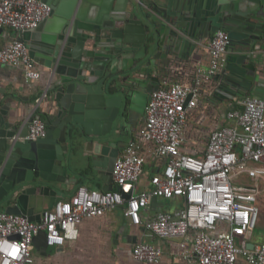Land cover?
<instances>
[{"label":"water","instance_id":"water-1","mask_svg":"<svg viewBox=\"0 0 264 264\" xmlns=\"http://www.w3.org/2000/svg\"><path fill=\"white\" fill-rule=\"evenodd\" d=\"M43 1L50 14L33 29L50 25L56 34L51 41L55 49L47 59L30 56L48 73L47 85L36 93L26 120L0 112V210L36 222L63 198L57 197L35 217L27 206L29 197L57 194L56 183L67 189L76 182L68 154L75 152L71 156L75 165L88 174L96 172L107 183L102 190L113 188L111 170L127 144L120 137L132 135L151 93L161 85L159 69L174 60L178 46L187 44L171 24L192 36L189 21L176 8L177 0ZM188 16H193L191 11ZM199 18L197 39L210 41L218 29L228 35L226 64L213 75L220 80L218 93L233 98L249 92L262 98L255 65L246 61L254 38L264 30V0H205ZM164 34L175 37L167 42V49ZM136 67L152 69L154 74L143 80L125 78L126 71ZM33 118L46 126L45 135L36 139L26 137ZM79 144L88 154L76 155ZM157 199L152 197L150 203ZM32 245L34 253H48L44 230L33 237Z\"/></svg>","mask_w":264,"mask_h":264},{"label":"built area","instance_id":"built-area-1","mask_svg":"<svg viewBox=\"0 0 264 264\" xmlns=\"http://www.w3.org/2000/svg\"><path fill=\"white\" fill-rule=\"evenodd\" d=\"M50 11L43 0H0V39L7 28L14 33L35 28ZM228 45L227 32L214 31L208 68L202 72L205 80L224 68ZM1 64L22 66L27 81L41 76L28 46L15 35L0 45ZM203 78L191 86L179 82L160 85L151 93L138 134L153 144L154 153L164 162L160 172L150 177L147 189L136 190L145 158L131 140L114 161L112 189L80 185L69 198L45 211L40 222L0 210V264H33L32 241L40 230L46 232L48 246H62L78 238L83 219L118 206H123L132 224H142L141 212L152 197L183 200L173 211H159L147 218L144 227L159 239H180L177 254L184 264H264V238L248 248L245 237L259 222L258 184L235 181L240 173L253 180L264 178V98L238 100L241 108L226 112L229 124L212 130L203 156H193L182 150L183 132L188 111L197 105ZM45 133L43 120L33 118L26 137L36 139ZM5 243L15 245V256L5 251ZM131 255L139 263L159 264L163 250L157 244L138 241Z\"/></svg>","mask_w":264,"mask_h":264},{"label":"crops","instance_id":"crops-1","mask_svg":"<svg viewBox=\"0 0 264 264\" xmlns=\"http://www.w3.org/2000/svg\"><path fill=\"white\" fill-rule=\"evenodd\" d=\"M177 2L179 4L176 5V8L189 21V31L192 36L186 35L171 24L174 32L182 36L187 44L182 43L178 46V51L173 55L174 60L169 65L159 69L158 77L161 86L172 82L191 86L194 80L203 78L202 72L208 68L209 63V40L195 37L196 31L200 30L199 20L201 18H199V14L201 5L205 0H190L189 4H186L185 0L180 2L177 0ZM190 11L193 16H188ZM13 35L22 39L28 46L29 53L38 56L40 59H47L53 53L52 48L55 49V46L51 45V41L55 42L56 34L50 25L43 23L36 30L29 29L15 34L7 28L0 39V45L12 39ZM172 39H175V37L170 38L167 34L163 35V47L165 49H167V42ZM250 48V58L246 62L251 61L254 63L256 68L255 83L260 82L263 90L262 98H264V30L262 34H258V38H254ZM140 65L144 68L149 67L146 62H141ZM136 68L127 70L125 78L143 80L154 74L152 69L141 70L139 67ZM40 70L41 76L38 80L27 81L22 66L0 65V112H6L20 120L28 118L32 113L36 93L43 90L48 82V73L44 69L40 68ZM154 76L152 78L156 80ZM203 79L197 105L189 110L187 114L182 143L184 152L198 157L203 156L211 131L229 124L226 112L233 108H241L238 100H242L246 96H252L249 92L241 93L233 98L227 97L225 93L221 95L217 91L220 80H215L213 76L206 80ZM143 120L144 113L132 135L120 137L127 140V144L131 140L135 141L140 154L145 158L143 171L136 185L138 192L149 187L150 177L160 172L164 162L154 153L153 144L139 136L138 131ZM83 147L84 144L78 145L76 155L88 154ZM72 154H68L67 161L71 176L76 177V182L68 185L67 189L60 188L59 183H56V188L59 190L57 194L55 192H45L44 194L38 193L30 196L27 206L32 207V216H39L42 210L51 205L57 197L69 198L80 185L100 190L107 185L100 176H97L96 172L88 174L86 169L75 165L71 158ZM255 181L258 188H260L259 182H264V178L259 177ZM111 183L114 187L113 178H111ZM170 203L174 205L173 209L169 208ZM182 205L183 200L181 198H158L153 203L149 202L148 207L141 212L143 223L139 225L132 224L124 216L123 206H118L98 217L83 219L79 225V234L76 240L66 241L62 246H50L48 253L43 255L34 253L33 264H143L136 262L131 255L132 247L138 241L154 243L162 248L163 256L159 264H184V261L177 254L180 239H159L144 227V221L156 212H171ZM247 240L252 244L255 243L249 239ZM240 264L246 263L242 261Z\"/></svg>","mask_w":264,"mask_h":264},{"label":"rangeland","instance_id":"rangeland-1","mask_svg":"<svg viewBox=\"0 0 264 264\" xmlns=\"http://www.w3.org/2000/svg\"><path fill=\"white\" fill-rule=\"evenodd\" d=\"M235 181L237 184L243 185H253L255 183L247 173H240L239 176L235 178ZM259 184L260 188L256 202V205L260 209L259 222L254 230H251L246 234V238L255 243L262 242L264 238V182L260 181ZM168 206L173 209L174 205L170 203Z\"/></svg>","mask_w":264,"mask_h":264},{"label":"clouds","instance_id":"clouds-1","mask_svg":"<svg viewBox=\"0 0 264 264\" xmlns=\"http://www.w3.org/2000/svg\"><path fill=\"white\" fill-rule=\"evenodd\" d=\"M4 249L5 251H9L10 250V254L15 256L16 255V252H17V249L15 247V245H9L7 243L4 244Z\"/></svg>","mask_w":264,"mask_h":264},{"label":"snow or ice","instance_id":"snow-or-ice-1","mask_svg":"<svg viewBox=\"0 0 264 264\" xmlns=\"http://www.w3.org/2000/svg\"><path fill=\"white\" fill-rule=\"evenodd\" d=\"M17 251H18V249H17Z\"/></svg>","mask_w":264,"mask_h":264}]
</instances>
